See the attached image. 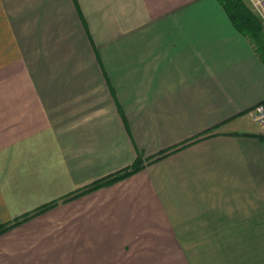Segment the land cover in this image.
<instances>
[{
    "label": "crops",
    "instance_id": "crops-1",
    "mask_svg": "<svg viewBox=\"0 0 264 264\" xmlns=\"http://www.w3.org/2000/svg\"><path fill=\"white\" fill-rule=\"evenodd\" d=\"M261 35L220 0H0V225L58 200L0 264H264Z\"/></svg>",
    "mask_w": 264,
    "mask_h": 264
},
{
    "label": "trees",
    "instance_id": "trees-1",
    "mask_svg": "<svg viewBox=\"0 0 264 264\" xmlns=\"http://www.w3.org/2000/svg\"><path fill=\"white\" fill-rule=\"evenodd\" d=\"M220 2L224 6L226 12L228 13V15L231 18L235 27L239 31H241L243 34L252 38L255 41V43H257V45L259 46L261 43V40H262V39H260L262 36L261 35L262 22L259 19V17L257 16V14L255 12H253V10L249 6H247V4L245 3L244 0H220ZM141 167H142V165L138 164V162H136L130 168H125L124 170L117 172L116 174H114L112 177H110L108 179H104L103 181H98L97 183L93 184L92 186H90V187H88V188L82 190L81 192L76 193L72 196H76L78 194L88 192V191L93 190L96 187L104 185V184L113 183L115 181L121 180V179L137 172L138 170L141 169ZM63 200H66V197ZM57 201L58 200H55L53 202L44 204L41 207H39V208H37V209L27 213V214H24L23 216L18 217L11 222L0 225V234L9 230L12 227H15L16 225L20 224L21 222L25 221L26 219L49 209L50 207L55 205L57 203Z\"/></svg>",
    "mask_w": 264,
    "mask_h": 264
},
{
    "label": "built area",
    "instance_id": "built-area-1",
    "mask_svg": "<svg viewBox=\"0 0 264 264\" xmlns=\"http://www.w3.org/2000/svg\"><path fill=\"white\" fill-rule=\"evenodd\" d=\"M252 10L264 24V0H247ZM255 122L264 124V100L255 104L249 111Z\"/></svg>",
    "mask_w": 264,
    "mask_h": 264
},
{
    "label": "rangeland",
    "instance_id": "rangeland-1",
    "mask_svg": "<svg viewBox=\"0 0 264 264\" xmlns=\"http://www.w3.org/2000/svg\"><path fill=\"white\" fill-rule=\"evenodd\" d=\"M245 2L248 4V1L247 0H245Z\"/></svg>",
    "mask_w": 264,
    "mask_h": 264
}]
</instances>
